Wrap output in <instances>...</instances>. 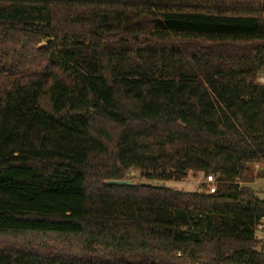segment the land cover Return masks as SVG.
Wrapping results in <instances>:
<instances>
[{
    "label": "trees",
    "instance_id": "16d2710c",
    "mask_svg": "<svg viewBox=\"0 0 264 264\" xmlns=\"http://www.w3.org/2000/svg\"><path fill=\"white\" fill-rule=\"evenodd\" d=\"M263 73L264 0H0V264H264Z\"/></svg>",
    "mask_w": 264,
    "mask_h": 264
},
{
    "label": "rangeland",
    "instance_id": "374dc122",
    "mask_svg": "<svg viewBox=\"0 0 264 264\" xmlns=\"http://www.w3.org/2000/svg\"><path fill=\"white\" fill-rule=\"evenodd\" d=\"M259 81L261 83H264V73L259 77ZM259 168H260L259 166H255V171H258ZM127 180H131L133 183H150L154 185L163 184V185L175 187L177 189L188 190V191H193L195 189L197 190L201 184L208 183L207 178H204V176L201 174L198 175L189 174L188 177L179 181H169V182L148 181L141 176L140 170L138 168L131 169L130 178ZM213 186H215V183L213 184ZM251 186L258 192L259 198L264 201V178L255 180L251 184ZM257 236L259 238L264 239V222L262 224V227L258 229Z\"/></svg>",
    "mask_w": 264,
    "mask_h": 264
},
{
    "label": "water",
    "instance_id": "95a60500",
    "mask_svg": "<svg viewBox=\"0 0 264 264\" xmlns=\"http://www.w3.org/2000/svg\"><path fill=\"white\" fill-rule=\"evenodd\" d=\"M108 184H111V185H132L133 182L131 180L114 179V180H109Z\"/></svg>",
    "mask_w": 264,
    "mask_h": 264
},
{
    "label": "built area",
    "instance_id": "2783aa9c",
    "mask_svg": "<svg viewBox=\"0 0 264 264\" xmlns=\"http://www.w3.org/2000/svg\"><path fill=\"white\" fill-rule=\"evenodd\" d=\"M207 182L210 184V187H209L210 192L214 193L216 191V187L213 186V184L215 182L214 176L213 175H209L207 177ZM260 227H262V226H260Z\"/></svg>",
    "mask_w": 264,
    "mask_h": 264
}]
</instances>
